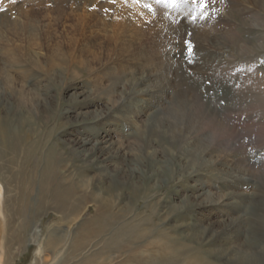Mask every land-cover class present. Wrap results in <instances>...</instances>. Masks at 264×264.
<instances>
[{"label":"rangeland","instance_id":"1","mask_svg":"<svg viewBox=\"0 0 264 264\" xmlns=\"http://www.w3.org/2000/svg\"><path fill=\"white\" fill-rule=\"evenodd\" d=\"M213 7L191 22L190 0H0V118L25 123L13 127L18 150L0 159L12 222L3 237L21 222L18 191L43 172L77 209L57 212L36 186L42 207L12 264H63L77 226L102 212L109 229L90 243L107 247L124 227L132 243L94 264H149L156 242L172 264L198 254L203 264H264V0ZM229 99L226 111L208 107ZM62 230L65 246L39 257Z\"/></svg>","mask_w":264,"mask_h":264},{"label":"bare ground","instance_id":"2","mask_svg":"<svg viewBox=\"0 0 264 264\" xmlns=\"http://www.w3.org/2000/svg\"><path fill=\"white\" fill-rule=\"evenodd\" d=\"M216 47H218V46H216ZM223 69L224 68H222V70ZM141 77H143V76H141ZM145 84L147 85V82ZM140 92L142 94L146 95V91L145 90L140 89ZM230 101L234 102V99H232V100L229 99L226 102H223L224 103L223 106L220 105V107H219L220 103H218V105H217L215 101L211 100L209 102V106L208 107L212 108V110L214 112H217L219 109H223L224 111H226L229 108V104L233 103V102L230 103ZM141 103H142L141 99L135 100V105L136 106H140V108H143L144 105H143V103L142 104ZM171 111H173V109ZM160 115H163V113H160ZM167 116L169 117V115H167ZM115 118H117V117H115ZM186 118H188V117L186 116ZM219 118H221V117H219ZM117 119H119V118H117ZM220 120H222V119H220ZM185 122H187V121H185ZM24 125H25V123L20 121V120H18L17 124H16V121L14 122V120L9 118V117H5L4 116V117L0 118V159H1V161H2V159L4 157V155H3L4 148H6L7 150L12 151V152L13 151L15 152V151L18 150V148H19L18 144L14 141L15 140V135L13 134L14 133L13 132V127H14V129H17V128L21 129V128L24 127ZM103 127L109 128V130L111 132L112 131L115 132L116 130H118V123L117 122H113L112 119H109L107 122L104 123ZM111 127H113V128H111ZM13 137H14V140H13ZM107 138H109V137L107 136ZM109 141L110 140L107 139L104 143H108ZM109 144H110V142H109ZM24 152L25 151H23V153ZM11 157H14V156H11ZM28 158H30L29 153H27V158H26L27 161H28ZM0 170H1V166H0ZM43 173H41V180L42 181H40L38 183V185H40V186L37 188V191L39 192V196L42 197L45 193L49 194L51 196L53 202H54L53 204L56 206L55 208H56L57 212L60 211L59 213H64L65 214V212H66L67 214L69 213V215H76L77 209L74 206H72L73 203H72V198H71V194H70L71 192L69 190H66V189L62 188V185L58 184L59 181L57 179H54V182L56 183V184H54L53 181H51V179H49V178H46V175L43 174ZM45 173H46V169H45ZM28 184H29V186L24 187L20 191H18V193H19V198H18L19 203H18V212H16V214L19 217H21L20 218L21 222H20V225L17 226L15 231L12 230L11 233H9L7 235L6 238H8V241L5 243L6 247L3 248L2 244L0 243V264H12V259H13V255H12L13 252L11 253L12 245L15 242L18 243V244H21L23 241L27 242V240H25V239H27V236H28V233L30 231V228L32 227V224L34 223V219H35L37 213L39 212V210L41 209V208L39 209V207H42L41 203L43 201L39 197H38L39 199H33L34 190L36 191V186H38V185L35 186L34 181L30 182ZM2 186H3V184H1V181H0V193H1V190H2ZM4 193L7 195V196L6 195L4 196V200H3L5 202V205L6 204H10L13 200H10V197H9V194H8L9 191L7 190V188L4 189ZM220 199H222V198H220ZM225 200H233V197L232 196L228 197ZM217 201H220V200H217ZM223 202H224V199H223ZM36 203H37V207L35 206ZM6 214H7V212H5L4 204L0 200V215H2L4 217V219H5L4 220V224H2L1 221H0V242L3 241L4 239H6V238L3 237V232H4L3 229H5L6 232H7V229L10 228L9 224L12 223L10 221V216L7 215V217H6ZM69 215H65V217H68ZM65 217L63 216V218H60V216H58L59 221L60 220L64 221ZM102 218H103V212L101 214L100 213H96V214L94 213L93 217L85 218L84 221H82L77 226V229H76L75 233L73 234L72 240L69 241L70 244H69L68 249L66 250V254L63 257L64 259L62 257L60 258L59 257L60 255L57 257V258H60L61 260L63 259V264H70V263H72V264H94L93 263V259L99 258L104 253L110 254V256H111V253H113L114 250L118 251V248H120L123 251H126L130 247V244L132 243V238L130 236L131 229L128 230L126 227H124L125 229L124 228L123 229H119L115 233V236H119L121 239H118V238L114 237V238L109 240V242H111L112 244L111 243H104L105 245H107V247H102V248L100 247L99 248V247H96V245H93V244L90 243L92 239L95 240V238H97V236H99L100 234H102L103 232H105L106 230L109 229V227H107L108 224H102L101 223ZM106 220H108V219H106ZM72 221H75V219L71 220V222ZM52 231H54V230H52ZM52 231L47 236L45 245L39 246V248L36 250L37 251V255L39 257H42V254L45 251L47 253H50V254H53V255L56 256L58 251H59V249H62L65 246V244L68 241V238L70 239V236L67 234V231H65V230H62L61 232H58V233H55V232H52ZM145 236L146 235L141 234L140 235V239L145 238ZM147 237L148 236H146V247L148 245L150 246V245L153 244V241L150 242V240H148L149 237L148 238ZM36 238L35 239L31 238L29 244H32L35 241L37 242ZM95 242H97V240ZM114 244L118 245L119 247H114ZM111 246L114 249L110 250ZM27 247H29V245H27L24 249H26ZM146 247H145V249H146ZM155 248H157L156 257L154 258L155 260L153 259L151 262H149V264H172L173 256L171 254V251L167 247H162L160 245V243L156 242L155 243ZM3 249H5V251H7L6 252V258H5L4 262H2V260H3L2 257L4 256L3 252H2ZM47 253H46V255H49ZM184 256H185V254H184ZM205 257H207V256H205ZM107 261L111 262V257ZM183 262H184V264H203L202 256L200 254L195 255V257H191V258H182V262L179 263V264H183ZM34 263H36V261ZM229 263H231V262H229ZM96 264H98V263H96Z\"/></svg>","mask_w":264,"mask_h":264},{"label":"snow or ice","instance_id":"3","mask_svg":"<svg viewBox=\"0 0 264 264\" xmlns=\"http://www.w3.org/2000/svg\"><path fill=\"white\" fill-rule=\"evenodd\" d=\"M110 2H114V0H110ZM156 2L159 3L160 0H156ZM185 2H189V0H185ZM190 2L193 5L194 11L189 17H187V19H189L191 22H195L197 19H207L208 16L215 11L213 5L215 4L216 0H190ZM133 3L143 4L144 0H133ZM144 6L147 7L149 11L153 10L150 4H144ZM184 43L185 54L186 56L190 57L193 53L191 40L186 39Z\"/></svg>","mask_w":264,"mask_h":264}]
</instances>
